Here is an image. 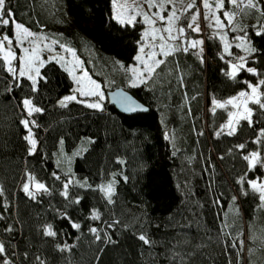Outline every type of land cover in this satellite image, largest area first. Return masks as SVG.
I'll list each match as a JSON object with an SVG mask.
<instances>
[{"label": "trees", "instance_id": "trees-1", "mask_svg": "<svg viewBox=\"0 0 264 264\" xmlns=\"http://www.w3.org/2000/svg\"><path fill=\"white\" fill-rule=\"evenodd\" d=\"M7 8L32 32L70 45L105 93L121 83L148 110L124 114L108 98L103 110L88 107L85 99L62 106L58 101L73 92L63 64L65 68L54 60L46 62L33 92L27 76L20 78L22 86H15L0 56V242L6 249L0 264L4 259L10 264H264V210L258 209L256 194L249 190L242 195L247 183H237L242 176L245 181L264 178V167L249 171L242 158L258 151L264 159V137L253 143L264 128V111L250 103L253 127L242 120L236 134L228 135L225 129L216 136L230 108L217 107L213 113L206 104V94L223 102L245 91V81L264 79V36L255 34L264 16L245 9L235 20L246 26L251 45L258 50L252 56L235 47L241 41L233 37L243 35L239 30L224 28L220 43L207 32L214 41L210 58L202 54L201 63L197 49L176 52L157 69L158 76L133 87L127 84L126 69L139 52L145 24L141 19L121 24L112 15V0H7ZM224 10L237 11L227 0ZM219 14L223 16V10ZM3 33L12 37L13 26L0 30ZM238 56L248 57L247 67L260 75L243 69L235 79L224 75L230 71L227 61L235 62ZM260 89L264 93V86ZM24 98L43 112L29 117L21 104ZM22 119L35 121L30 124L37 141L33 154L24 139L28 130ZM84 137L91 139L85 148ZM240 144L245 149L236 147ZM75 150L82 151L74 156ZM61 152L70 155L68 164L61 162ZM28 176L47 191L25 193L22 182ZM69 176L73 183L65 198L61 193ZM110 181H115L112 203L100 190ZM93 210L99 220L91 219ZM71 223L81 227L75 229ZM47 225L56 236L44 235ZM93 227L99 229L100 240L89 231ZM140 234L152 245H144ZM233 240L236 248L231 246ZM174 253L180 255L173 259Z\"/></svg>", "mask_w": 264, "mask_h": 264}, {"label": "snow or ice", "instance_id": "snow-or-ice-1", "mask_svg": "<svg viewBox=\"0 0 264 264\" xmlns=\"http://www.w3.org/2000/svg\"><path fill=\"white\" fill-rule=\"evenodd\" d=\"M183 0H132V3L130 5L125 4L121 5L120 8L123 11H130L132 15H130L126 20L122 18L123 11L116 10V4L117 0H113V6H114V18L117 19L121 24L127 23L132 24L133 21L136 20V18L142 17V22L146 25L151 26V33L148 29H145V31L141 35V41H144L146 37L151 35V40L153 43L151 45H147L145 43L138 42L139 44V52L144 53L145 47H149V52L146 53L147 59H143L140 54H138L134 59L140 64L143 65V67H139L138 65L130 66L126 69V71H129L132 73V76L134 79H139V82L141 84L147 83L155 76H158L159 73L157 72V69L161 68V66L165 65L167 62V57L169 55H172L176 52L183 51L187 53L189 49H196L198 45H202V40H190L187 37V32L190 30L195 33H200V27L197 24L195 27H193V24L196 22L200 15L199 8L196 7V0H192L191 3L187 4L186 7L182 9H178L176 7L177 3H182ZM225 2L226 0H201V3L203 7L206 9L204 18L205 20H209V27L212 28L213 24L210 21L209 14L212 13L213 18L215 19V27L217 29H223L227 28L232 32H235L239 30L243 33L241 36H235L233 37V40L241 41V43L235 44V47L237 48H243L245 52L248 53V57L255 54L258 50L251 45V40L248 38V33L246 31L245 27H240L239 25L235 24L236 17L240 15L241 13H244L245 9H248L251 11L252 9H255L257 12L260 13L261 16H264V8H261L259 4V0H227V4L230 6H233L237 11H231V10H224L225 8ZM147 5V11L144 10V6ZM213 5H215V11L213 10ZM193 8H196V11L191 14L190 22L187 24V27L184 26L176 27L177 23L186 16L187 13H189ZM155 9V11H153ZM223 10V17L227 21V24L225 25L224 22L219 18V16L215 15L216 11ZM167 11V15H164L163 13ZM159 23L160 27H156V25ZM259 23V21H258ZM10 26H14L15 30L13 33V36L10 38L7 33L0 34V52L5 51V45L7 44L9 47L7 51L5 52V55L3 57L4 60H8L9 57H12L13 59H17L20 61L21 67L14 69L9 67L8 71L12 73V78L15 81V86L20 87L22 86L21 79L22 77H25L26 70L23 67L25 63L28 65V71L32 70V63L31 60H25V57L23 56H16L15 53L12 51V44L13 40H16L17 45L21 44L23 40H28L29 38H32L29 40L30 43L36 44L39 40V36L36 33H33L29 31L27 28H25L24 25L20 24L15 20L14 13L7 8V0H0V30L3 28H7ZM255 28V26H253ZM22 30V31H20ZM175 33V34H174ZM219 34V33H217ZM257 36H264V23H260L259 29L255 32ZM227 35V33H225ZM172 41H178L176 44H172L170 42ZM54 44H57L61 49L73 53L75 55V52L71 48H66L65 45L60 44L59 41H53ZM47 47V45H45ZM228 46L226 45L225 51H227ZM158 49V53L157 50ZM23 51L25 53H28L31 51L33 54L36 52V47H33L31 50L28 48H24ZM202 48L197 51L195 54L200 58L201 63H203V56H202ZM229 55H232L229 53ZM159 58H156V57ZM248 57L246 56H238L236 57V62L233 63L232 60L227 61V63L230 66V71H225L224 75L228 76L230 79H235L237 76V73L239 71L246 70L249 73H252L253 75L259 76L257 69L253 67H247V64L249 62ZM221 59H224L223 56L220 57ZM51 60H57L56 57H50ZM82 63V62H80ZM117 63H120L117 61ZM121 68H124L125 66L123 64L120 65ZM37 75H39V70L36 69ZM85 75H87L86 71L84 72ZM27 79L31 81V87L32 91H37V79L33 77L32 75H28ZM41 79H43L41 77ZM79 83V81H78ZM95 84V82L93 81ZM248 89L251 90V94L246 91H241L237 93L235 96L228 98L226 101L223 102H217L215 98L212 100L213 108L211 111L214 113L216 111V108H226V106L231 105L232 107L236 108L237 111L233 113L232 111H228L229 120L220 126V130L215 133L216 136L221 135L225 129H228L227 134L228 135H234L237 132L238 125L240 124V121H247L249 127L254 126L253 122V115L254 111L253 108L248 107V104H254L258 107L260 111H264V100L261 99V96H264V93H258V89L261 86H264V79L258 80L256 85H252L251 83L245 81ZM133 87H136L137 85L133 83ZM98 87V85H97ZM11 91V89H9ZM79 91V94L81 96H95L97 97L96 102L87 104L88 107L93 109H99L103 110V105L100 103L104 99L103 92L99 91H89L85 92L80 89H74L73 95L64 96L58 103H60L62 106H67L66 102L69 101H76L78 103H84V101H77V97L75 95V92ZM195 99V97H193ZM235 101H240L239 104H234ZM21 104L23 105L25 111L27 112V115L30 117L33 113H40L43 112V109L39 107H34L33 102L29 98H24L21 101ZM139 105H136L135 108L129 104L128 109L129 111H134L137 108H139ZM242 109V110H241ZM236 116L237 119L233 121L232 117ZM20 123L25 127V129L28 130V135L24 137L26 141H28L31 144V147L29 148V154H33L35 152V145L36 141L32 139V132H31V125H35V121H30L29 119H22ZM202 134V133H201ZM261 137H264V128L260 129L259 133L257 134L256 139L253 141V143H260ZM168 135H165V139H168ZM63 143V141H61ZM237 148L243 150L245 149V144H240L236 146ZM231 151V150H229ZM79 154V153H77ZM246 162H248V168L249 171H251L253 168L257 166L264 167V159H261L260 153L258 151H253L248 153L247 155H244L242 157ZM53 176L56 179H60L59 176L56 175V173H53ZM29 179L34 180V177L29 176ZM125 180L127 177L124 178ZM73 183L71 176H69L68 180L64 182V192L61 194L67 198L68 193L67 189L69 187V184ZM76 183H80L77 181ZM115 181H110L108 185L106 186H100V190L104 192V195L107 197V202L112 203V196L115 193V189L113 187V184ZM238 184L243 185L247 183L248 188L245 189L242 187V195L247 196L249 194V190L257 195L258 200L260 203L258 204V209L264 210V180H260V178L251 179L245 181V177H241L238 181ZM87 182H83L81 186H85ZM37 189L47 191V188L42 183L36 184ZM90 187V185H89ZM23 190L25 193H27L29 196L34 195L32 192L29 191V184L25 183ZM233 202H235L236 197H232ZM76 203H79V200L75 201ZM215 203L219 204V200H217ZM238 213V210H237ZM2 218V217H0ZM70 220V218H68ZM91 219L93 220H99L100 215L98 211L93 210ZM114 223H119V221H116ZM71 226L75 229H79L81 226L77 223H71ZM113 224L108 225V227H113ZM226 228L227 225H224ZM8 231H11V228L7 229ZM91 233L95 235L96 240H100L101 236L99 234V229L93 227L89 229ZM44 235L46 236H56V232L52 230L51 225H47L45 227ZM138 239L143 242L144 245L151 246L153 241L149 240L148 237L144 234H140L138 236ZM252 239H256V237H252ZM109 242H111V237H108ZM262 240V247H264V237H261ZM240 245V251H243L244 241H239ZM232 248L237 247V242L233 240L232 242ZM59 248L60 246L57 245ZM65 248H70L72 246L65 245ZM63 250V249H61ZM249 251H254L250 249ZM6 252L5 246L3 242H0V256H3ZM179 253L173 254V259H175L177 256H179ZM239 256V252L237 253ZM39 257H37V260L39 261ZM180 260L183 261V257H180ZM2 264H10V261L8 259H4ZM40 264H44L43 261H40ZM231 264V262H230ZM239 264V262H238Z\"/></svg>", "mask_w": 264, "mask_h": 264}, {"label": "rangeland", "instance_id": "rangeland-1", "mask_svg": "<svg viewBox=\"0 0 264 264\" xmlns=\"http://www.w3.org/2000/svg\"><path fill=\"white\" fill-rule=\"evenodd\" d=\"M191 2H192V0H183L182 3H177L176 7L178 9H182V8L186 7V5L191 3ZM210 2H211V0H210ZM131 3H132V0H117L116 10L123 11L120 8V6L121 5H125V4L130 5ZM259 4L261 5V2ZM262 6H264V0H262ZM196 7L199 8L200 15H199L198 19L196 20V22L193 24V27H195L198 24L199 27H200V33L198 34V33H195V32H192V31L189 30L186 35H187L188 39H190V40H202L203 44L202 45H198L196 49L199 51L202 48V50H203L202 54L205 57H209L210 58L212 56V54L214 53V41H212V39L208 38L209 36H208L207 32L212 34L211 37L213 38V40L215 39V40H217L220 43V42L223 41V38L221 37V35H222L221 33H223L224 28L223 29H217L215 27V23L216 22H215V19L212 16V13L209 14V17H210V21L213 24V27L210 28L208 26L209 25V20H205V18H204V14H205L206 9L203 7V5L201 3V0H196ZM112 8H113L112 15L114 17L113 0H112ZM144 10L145 11L148 10L147 9V5L144 6ZM213 10L215 11V5H213ZM153 11H155V9H153ZM195 11H196V8H193L189 13H187L186 16L183 17L177 23L176 27L184 26L186 28L187 24L190 22L191 14L193 12H195ZM219 13H220V11H216L215 15L219 16V18L226 25L227 21ZM163 14L167 15L168 13H167V11H165ZM130 15H132V13L130 11H123L122 18H124L126 20ZM136 19H141L142 20L143 18L138 16ZM156 27H160L159 23L156 25ZM13 28H14V26H13ZM145 29H148L149 32L151 33V26L150 25H146L145 24ZM145 29H144V31H145ZM14 31H17V30H15V28H14ZM20 31H22V30H20ZM29 31H31V30H29ZM217 33H219V34H217ZM36 34H38V36H39V40L37 41L36 44L30 43L29 40H31L32 38H29L28 40H23V42L21 44H19V45H17L16 40H13V44L11 46L12 51L15 53L16 56H18V57L19 56H23V57H25L26 61L27 60H31V63H32V70L31 71L27 70L28 69L27 63H25L23 65V67L26 70V75L25 76L32 75L38 81L39 75H37L36 69L39 70V74H40L41 67L46 62L51 60L50 57H56L57 60H55V61H57L61 65L63 64L67 68L66 70L69 73V76H70V78L73 81V90L74 89H80V90L85 91V92H89V91L103 92L104 99L102 101H100V103L103 105L105 99H107V95L105 93V90L103 89V87L100 85V83L98 81H96L94 78L91 77V75L85 69L83 63H80L82 61L78 57V55L76 54L75 50L70 45H68L67 43H61V44L65 45L66 48L73 49L74 52H75V55H73V53L67 52V51L61 49L59 46H58V48H56L55 44L53 43V41H56V40H54L48 34L42 33V32L36 33ZM141 43H145L147 45H151L153 43V41L151 40V35L146 37L144 41H141ZM170 43L176 44V43H178V41H172ZM45 45H47V47H45ZM8 47L9 46L6 44L5 45V51L4 52H0V56L4 57L5 52L7 51ZM33 47H36L35 54H33L31 51H29L28 53H25L23 51L24 48H28V49L31 50ZM149 50H150L149 47L146 46L145 49H144V53L138 52V54H140L142 56V58L146 60L147 59L146 53H148ZM156 51L158 53V49ZM156 58H159V57L157 56ZM235 62H233V63H235ZM5 63H6L7 68L11 67V68L17 69V68L21 67L20 61L17 60V59H13L12 57H9L8 60H5ZM114 63L116 65H118L119 67H121L120 66L121 63H117V61H115ZM133 65H138L139 67H143V65L140 64V62H138L136 60L133 61L131 66H133ZM85 71H86L87 75L84 74ZM128 76L129 77L127 79V84L133 85V83H135V84L140 83L139 79H134L133 78L131 72H129ZM108 78L109 77H107V83H110L111 81H109ZM78 81H79V83H78ZM93 81L95 82V84L93 83ZM251 84L252 85H256L257 83H251ZM97 85H98V87H97ZM117 85H120L121 87H125V85H123L121 83L112 84V86H117ZM245 91L249 92L251 94V90L250 89L247 88ZM258 93H262V90L260 88L258 89ZM73 94L74 93L72 92L70 95H73ZM75 95H76L77 99H81V100L85 99L86 103H88V104L89 103H94L97 100V97H95V96H81L79 94V91L75 92ZM67 96H69V95H67ZM212 100L213 99H211L206 94V104L211 105L213 107ZM217 102H219V101H217ZM239 103H241V102L240 101H235L234 102V104H239ZM228 107L230 108V111H232L233 113H235L237 111V109L232 107L231 105H228ZM248 107H250V103L248 104ZM232 119H233V121H235L237 119V117L234 115L232 117ZM228 120H229V117H228L227 121ZM226 130H228V129H226ZM31 132H32V130H31ZM32 139H34L36 141L33 133H32ZM90 140L91 139L89 137H84L83 138L82 145L84 146V148H85V144H87V141H90ZM36 144H37V141H36ZM80 145H78L77 148H79ZM35 147H36V145H35ZM60 149H63V143H60L59 150ZM82 150H80V151L79 150H75L73 155L74 156L79 155ZM77 153H79V154H77ZM60 160L64 164H68L71 161V157H70L69 154H67L65 152H61ZM56 161H57V164L60 162L58 156L56 157ZM261 180H264V178L261 179ZM25 183L29 184V191L32 192L33 194H36L40 190V189H37V187H36V184L38 182L35 181V180L29 179V176L26 177V179L22 182V187H24ZM108 184H109V182L104 184V185H102V186H106Z\"/></svg>", "mask_w": 264, "mask_h": 264}, {"label": "water", "instance_id": "water-1", "mask_svg": "<svg viewBox=\"0 0 264 264\" xmlns=\"http://www.w3.org/2000/svg\"><path fill=\"white\" fill-rule=\"evenodd\" d=\"M108 102L113 105L119 112L124 114H133L136 112H144L148 110V106L140 101L135 95H133L128 89L124 87H115L109 89L107 92ZM131 104L134 108L136 105L140 107L134 111H129L128 105Z\"/></svg>", "mask_w": 264, "mask_h": 264}]
</instances>
